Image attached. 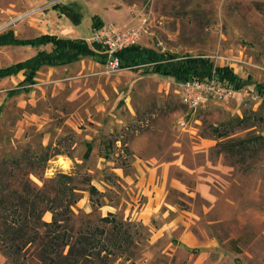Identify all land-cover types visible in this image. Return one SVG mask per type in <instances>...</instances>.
Returning <instances> with one entry per match:
<instances>
[{
    "label": "rangeland",
    "instance_id": "obj_1",
    "mask_svg": "<svg viewBox=\"0 0 264 264\" xmlns=\"http://www.w3.org/2000/svg\"><path fill=\"white\" fill-rule=\"evenodd\" d=\"M97 19L140 29L136 44L210 57L246 84L191 110L174 78L144 67L113 71L92 57L42 66L28 87L23 71L0 78L8 192L18 194L20 181L54 187L75 239L85 228L111 234L102 217L112 214L130 240L106 263L86 264H264V95L256 88L264 81V0H0V35L20 39L51 33L92 43ZM50 48L0 46V67ZM41 215L54 218L52 210ZM26 249L21 260L38 252ZM2 260L15 264L0 245Z\"/></svg>",
    "mask_w": 264,
    "mask_h": 264
},
{
    "label": "trees",
    "instance_id": "obj_2",
    "mask_svg": "<svg viewBox=\"0 0 264 264\" xmlns=\"http://www.w3.org/2000/svg\"><path fill=\"white\" fill-rule=\"evenodd\" d=\"M103 22L97 19L93 28L99 29ZM10 44H25L29 46L50 45L51 50H39L34 56L0 67V78L17 75L24 71L26 87L35 83L37 72L45 65H63L76 62L84 57H92L106 61L104 47L98 42H88L82 38L59 37L56 34L45 33L35 39H20L14 32L0 35V46ZM121 68L144 67L147 72L159 73L174 78L178 82L190 79L204 80L213 75L232 86L241 89L246 81L238 79L235 70L229 66L216 65L210 57L204 55H179L175 53L160 52L154 48L133 44L119 52ZM259 93L264 95V81L256 83ZM18 90H12L13 94ZM91 146L88 148V153ZM11 163V162H10ZM67 179L69 175H61ZM68 185L67 182H64ZM21 191L11 195L9 184L0 176V245L15 264H86L92 258L106 263L109 253H115L119 246L128 240L130 235L121 230L120 224L112 214L102 217V221L112 223V232L106 228L95 227L79 229L75 238L71 237L67 224L69 219L59 218L63 214L57 212L54 206L59 200L55 188L50 190H36L28 183L20 181ZM59 187V186H58ZM66 187L65 190H68ZM7 190V191H6ZM91 190L97 191L95 186ZM55 192V195L51 193ZM74 193V188H71ZM70 205L66 207L71 210ZM63 202L59 205L62 206ZM48 210L54 212L51 222L42 220V213ZM40 226L46 229L40 231ZM34 245L37 254L30 259L26 257V247ZM26 249V250H25ZM105 252V253H104Z\"/></svg>",
    "mask_w": 264,
    "mask_h": 264
},
{
    "label": "built area",
    "instance_id": "obj_3",
    "mask_svg": "<svg viewBox=\"0 0 264 264\" xmlns=\"http://www.w3.org/2000/svg\"><path fill=\"white\" fill-rule=\"evenodd\" d=\"M141 30L136 28L123 29L114 25L102 26L95 29L91 35V42L101 43L104 47L107 66L117 71L121 69L119 52L136 43ZM181 100L191 110L205 107L211 101H221L232 98L236 89L213 75L204 80L197 78L179 82ZM187 124L182 122V126Z\"/></svg>",
    "mask_w": 264,
    "mask_h": 264
},
{
    "label": "crops",
    "instance_id": "obj_4",
    "mask_svg": "<svg viewBox=\"0 0 264 264\" xmlns=\"http://www.w3.org/2000/svg\"><path fill=\"white\" fill-rule=\"evenodd\" d=\"M100 61H101V60H100ZM69 64H70V63H69ZM231 68H232V67H231ZM233 70H234V69H233ZM21 72H22V71H21ZM19 73H20V72H19ZM19 73H18V74H19ZM23 73H24V71H23ZM15 89H17L18 91L21 90L20 87H17V88H13V89L9 90V92L12 91V90H15ZM18 91H17V92H18ZM17 92H14L13 94H11V93H8V94H9V95H14V94L17 93ZM153 210H157V206H156V204L153 206ZM3 262H4L3 260H2V262L0 261V264H4Z\"/></svg>",
    "mask_w": 264,
    "mask_h": 264
}]
</instances>
